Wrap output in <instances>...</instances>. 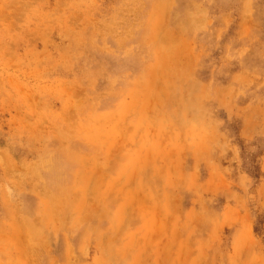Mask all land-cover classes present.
Returning a JSON list of instances; mask_svg holds the SVG:
<instances>
[{
    "label": "rangeland",
    "instance_id": "obj_1",
    "mask_svg": "<svg viewBox=\"0 0 264 264\" xmlns=\"http://www.w3.org/2000/svg\"><path fill=\"white\" fill-rule=\"evenodd\" d=\"M0 264H264V0H0Z\"/></svg>",
    "mask_w": 264,
    "mask_h": 264
}]
</instances>
